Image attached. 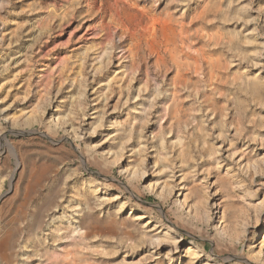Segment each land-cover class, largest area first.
I'll return each mask as SVG.
<instances>
[{
  "label": "rangeland",
  "instance_id": "1",
  "mask_svg": "<svg viewBox=\"0 0 264 264\" xmlns=\"http://www.w3.org/2000/svg\"><path fill=\"white\" fill-rule=\"evenodd\" d=\"M120 3L0 0V264H264V0Z\"/></svg>",
  "mask_w": 264,
  "mask_h": 264
},
{
  "label": "bare ground",
  "instance_id": "2",
  "mask_svg": "<svg viewBox=\"0 0 264 264\" xmlns=\"http://www.w3.org/2000/svg\"><path fill=\"white\" fill-rule=\"evenodd\" d=\"M104 4H107L108 5V7L112 10V12L113 13H115V15H116V18L118 19V20H121V3L120 2H122V1H125V0H101ZM101 26L102 27H105V26H107V25H105V22L104 21H102L101 22ZM125 26V25H124ZM126 27V26H125ZM128 30V29H127ZM90 152V151H89ZM112 158H113V156H112ZM114 158H115V160L117 161L118 160V156H117V154L116 155H114ZM124 174H128V176H130L131 175V173H129V172H126V171H124L123 172ZM133 176L135 177V178H137L138 176H140L141 178H145V173H139V172H137V171H134L133 173ZM150 183V185H151V182H149ZM148 187V186H147ZM155 187L157 188V186H156V184H154V188L152 189V191H155ZM97 188V187H96ZM150 188H152V187H150ZM164 193V187H163V190L161 191V195ZM181 193V192H180ZM129 202H126V203H118V206H117V208L119 209V211H123L124 209H125V207L127 206V204H128ZM132 210V209H131ZM217 212H218V209H217ZM138 219L141 221L142 220V217H138ZM220 220L222 219V216H220V218H219ZM149 223H147V224H145L144 225V228L145 229H147V228H149L150 226L148 225ZM142 226V225H141ZM222 228V227H221ZM88 231L89 232H93L94 231V228L93 227H90L89 229H88ZM166 236H171V234L170 233H166L165 234ZM153 239V238H152ZM158 242V241H157ZM173 242V241H172ZM174 245H173V247L171 248V249H169V251H168V255H167V258L169 259V261L171 262L172 261V259L174 258V254L173 255H171V253H173L174 251H176V252H178L179 250H180V245H179V242L177 241V240H175L174 242ZM166 246H167V244H166ZM187 255H189V256H195V257H199V255L201 254V251L197 248H195L193 245H191V246H189L188 247V249L186 250V251H184ZM182 254V253H181ZM154 256V255H153ZM180 256V255H179ZM207 263L206 264H210L209 263V261L207 260L206 261Z\"/></svg>",
  "mask_w": 264,
  "mask_h": 264
}]
</instances>
